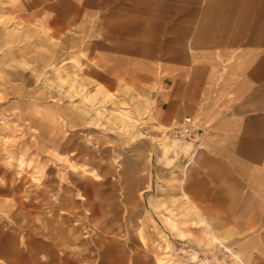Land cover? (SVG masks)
Here are the masks:
<instances>
[{"label":"rangeland","instance_id":"obj_1","mask_svg":"<svg viewBox=\"0 0 264 264\" xmlns=\"http://www.w3.org/2000/svg\"><path fill=\"white\" fill-rule=\"evenodd\" d=\"M36 1L0 0V264H264V219L224 217L153 115L164 37H125L147 11Z\"/></svg>","mask_w":264,"mask_h":264},{"label":"crops","instance_id":"obj_2","mask_svg":"<svg viewBox=\"0 0 264 264\" xmlns=\"http://www.w3.org/2000/svg\"><path fill=\"white\" fill-rule=\"evenodd\" d=\"M133 2L149 16L125 37H164L167 48L156 66L153 115L167 124L190 117L203 130L201 147L180 159L211 181L209 200L224 202V217L264 219V0L125 4ZM42 9L56 12H47L56 26L69 24L68 0L29 8Z\"/></svg>","mask_w":264,"mask_h":264},{"label":"built area","instance_id":"obj_3","mask_svg":"<svg viewBox=\"0 0 264 264\" xmlns=\"http://www.w3.org/2000/svg\"><path fill=\"white\" fill-rule=\"evenodd\" d=\"M202 134L203 130L199 127H197L192 119L190 117L186 118L180 125L174 127L172 129V135L173 138L176 139L179 142H193L196 144L195 146L199 148L202 144ZM226 248L227 246H221L222 250V258L221 260L224 261L225 263L229 264H235L233 259L230 257V252L229 254L227 253ZM195 248L193 246H188V251H195ZM218 255H220L219 252H217ZM202 254V253H201ZM216 258L213 256H201L200 254L197 255L193 261H191L190 264H218L215 262Z\"/></svg>","mask_w":264,"mask_h":264},{"label":"bare ground","instance_id":"obj_4","mask_svg":"<svg viewBox=\"0 0 264 264\" xmlns=\"http://www.w3.org/2000/svg\"><path fill=\"white\" fill-rule=\"evenodd\" d=\"M1 37V36H0ZM103 139V138H102ZM106 141V140H105ZM109 141V140H108ZM121 142V141H120ZM64 143V142H63ZM115 146V145H114ZM109 148V147H108ZM116 148V147H115ZM133 150V149H132ZM95 158V157H94ZM123 160V159H122ZM120 165V164H119ZM73 168V167H72ZM95 177V176H94ZM96 178V177H95ZM97 179V178H96ZM97 237V236H96Z\"/></svg>","mask_w":264,"mask_h":264}]
</instances>
